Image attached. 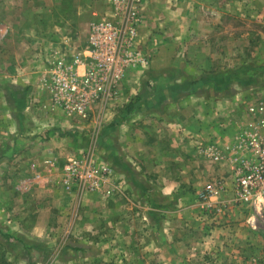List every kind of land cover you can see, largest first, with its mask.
I'll list each match as a JSON object with an SVG mask.
<instances>
[{"label":"rangeland","instance_id":"1","mask_svg":"<svg viewBox=\"0 0 264 264\" xmlns=\"http://www.w3.org/2000/svg\"><path fill=\"white\" fill-rule=\"evenodd\" d=\"M162 1L160 5L167 8L176 6L177 17L187 16L185 7L189 5L188 19L194 26L189 27L188 36L195 30L196 37L194 48L188 49L184 44L178 50L182 56L172 61L167 71L156 72L151 79L152 83L163 76L166 85L174 87L148 97L207 94L201 88L204 83L219 86L214 94H226L232 84H237L236 76L243 85L254 81L252 78H258L256 83L264 80V0ZM100 3L101 0H45L44 6L50 7L47 19L35 12L34 8L38 10L43 5L40 0H0V31H8V36L0 40V66L33 65L31 71L35 72L38 86L45 87L46 59L83 48L91 23L90 12L99 11ZM161 8L154 14L162 13ZM181 31L186 35L184 29ZM46 37L51 39L50 45L38 41ZM2 75L0 264H264V208H252L233 197L231 202H201L199 192L213 180L200 186L204 181L200 171L173 188V201L160 197L158 189L149 183L144 187L143 183L139 185L140 180L133 179L126 189L115 188V197L120 195V200L114 202L107 189L109 174L102 177L95 190L65 174L70 158L106 166L108 138L106 122L102 123L106 105L92 106L87 118L81 119L60 112L42 89L38 97L43 98L44 104L26 105L24 99L29 94L14 101L6 76L9 74ZM253 97L264 98L255 93ZM57 109L72 122L62 129L69 136L54 143L42 140L43 127L32 138L27 135L37 123L32 117L52 116ZM217 156L211 158L216 160ZM160 212L163 214L158 215ZM169 222L171 241L163 238L160 251L148 229L169 227ZM122 227L127 233L125 237L120 235L122 232L119 236L113 232ZM163 234L166 237V232ZM115 240L119 245L113 250L109 243ZM125 246L130 252L123 251Z\"/></svg>","mask_w":264,"mask_h":264},{"label":"crops","instance_id":"2","mask_svg":"<svg viewBox=\"0 0 264 264\" xmlns=\"http://www.w3.org/2000/svg\"><path fill=\"white\" fill-rule=\"evenodd\" d=\"M112 1L101 0L100 10L90 12L91 22L105 14L110 15ZM40 2L43 5H40L41 8L38 10L33 7L35 12L42 13L45 18L49 19L50 7L44 6L45 0H40ZM129 2L139 16L134 39L135 47L147 61L144 65H135L125 72L118 92L114 98L107 102L106 115L102 118V123L106 122L105 133L108 138L106 167L109 170L110 176L107 182L110 187L108 186L107 189L112 192L111 199L114 202H119L120 195L115 197L113 192L115 188L119 190L123 186L126 189L133 179H138L140 186L141 183L144 187H148L150 184L158 189L160 197H169L170 201H173V188L178 187L180 181L192 178L194 172L200 171V176H204L202 177L204 181L200 182V186L213 180L206 184H219L224 187L222 192L210 197V202L217 201L216 199L220 201L230 199L231 202L233 198L235 199L233 192L234 162L231 147L235 143L238 133L248 128L249 122L253 123L255 129H258L256 115L251 114L249 108L264 103V98L253 97L254 93L264 97V80L256 83L255 80L258 78H252L254 81L243 85V83H239L240 80L236 76L237 84H232L229 93L226 94L220 92L214 94L216 89L219 90V86L204 83L201 88L208 92L207 94L194 96L193 93H188L183 95L186 96L184 98L175 94L162 99L148 97H154L155 93L164 89L171 90L174 87V85H166V78L163 76L160 80H154L152 83L151 79L156 77V72L167 71L168 67H171L172 61L178 60L182 56L178 54V50L184 44L188 49L194 48L195 30L190 36L192 40L188 36L189 27L194 26V23L188 19L189 11H191L189 5L185 7L187 16L177 17L176 6L167 8L163 5V7L160 5L161 2H164L162 0H139L138 3L129 0ZM47 3L51 5V2ZM160 6L162 13L154 14V11H157ZM182 29L186 31V35L183 34ZM1 30L0 40L3 41L8 36V31L4 28ZM46 38L38 41H45L43 43L50 45L51 39ZM32 39L34 38L30 40ZM205 40L204 38L203 41L205 42ZM206 61H210V56ZM32 67L33 65L22 67L19 64L0 66V75L9 74L6 76L11 83L14 101H19L20 97L28 93L29 98L24 99L26 105L40 107L44 103L43 98L38 97L39 89L45 90L47 94L48 90L41 83V86H38L35 72L31 71ZM5 70L7 72L4 73ZM255 75L257 76V74ZM144 76L148 80H144L142 78ZM150 89L152 91L149 93ZM210 92L214 95H210ZM49 107L51 106L49 105ZM199 107H202L201 111L198 110ZM241 108L244 110L238 113ZM55 112L54 115L52 113V116L46 114L43 117H32V120L37 122L35 123L37 127L32 125L34 130L26 132L27 135L32 138L35 131L43 127L41 128L43 129L42 140L50 139L54 143V141H60L61 137L69 136L59 134L63 132V127L72 123L69 116L62 114L64 112L61 110L62 113L59 110ZM72 131L70 130V132ZM54 152L58 153V151ZM216 155H218L216 160L211 158ZM180 164H186V166L181 167ZM165 188H169V190H165ZM161 214L163 213L160 212L158 215ZM119 217L122 216L118 215ZM148 230H150V236H153L154 246L160 251L164 244L163 238L171 241L169 235L172 231V222H169V227L158 228L155 226ZM113 232H118V236L119 232H122L120 235L123 237L127 234L124 227ZM163 232H166V237L163 236ZM115 236L116 234L113 233V237ZM115 241L113 244L109 243L113 250L119 245L117 240ZM125 242L124 240L123 244ZM123 251L130 252L128 246H125Z\"/></svg>","mask_w":264,"mask_h":264},{"label":"built area","instance_id":"3","mask_svg":"<svg viewBox=\"0 0 264 264\" xmlns=\"http://www.w3.org/2000/svg\"><path fill=\"white\" fill-rule=\"evenodd\" d=\"M138 23V13L129 0H113L110 15L105 14L90 23L85 46L80 51L46 59L45 86L53 106L85 119L92 106L106 105L114 98L125 72L147 61L135 47ZM249 112L256 115L258 129L249 122L231 147L233 192L234 200L259 209L264 208V103L250 107ZM65 174L95 190L109 170L76 157L68 160ZM222 190V185L208 183L198 197L209 205L210 197Z\"/></svg>","mask_w":264,"mask_h":264},{"label":"trees","instance_id":"4","mask_svg":"<svg viewBox=\"0 0 264 264\" xmlns=\"http://www.w3.org/2000/svg\"><path fill=\"white\" fill-rule=\"evenodd\" d=\"M59 134H60V135H63V136H64V135H68L67 132H60Z\"/></svg>","mask_w":264,"mask_h":264}]
</instances>
